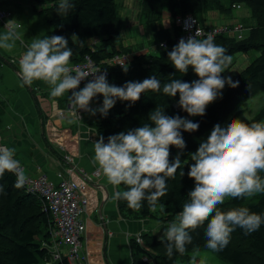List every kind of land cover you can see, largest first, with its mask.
<instances>
[{
  "label": "clouds",
  "instance_id": "clouds-1",
  "mask_svg": "<svg viewBox=\"0 0 264 264\" xmlns=\"http://www.w3.org/2000/svg\"><path fill=\"white\" fill-rule=\"evenodd\" d=\"M75 5L71 0H58L56 12L66 15ZM0 34V49L13 51L16 42L24 44L21 33L10 26ZM187 30V26H186ZM195 35L181 38L167 52L172 66L181 74L191 68L198 79L186 82L170 77L162 83L155 75L143 81H128L122 86L109 83L107 72L99 69L75 70L69 66L73 49L69 40L62 35L34 37L26 45L19 59L20 86H31L42 81L50 89V97L59 98L65 93L69 107L75 113L79 110L107 116L117 100L137 102L147 91L162 92L169 97L179 94L178 106L189 116H204L208 105L222 98V90L227 84L238 87L239 81L222 74L232 64V56L226 49L214 42L212 36L198 39ZM73 44L83 46L76 34ZM127 72V68H124ZM91 76L92 79L88 80ZM87 83L81 88V82ZM103 96L102 106L90 107L97 96ZM150 124L122 131L105 138L100 136L93 142V164L98 166L107 182L117 190L113 194L116 201H126L127 207L137 210L147 201L149 209L156 211L158 199L166 192L167 181L173 179L181 168V154L186 148L182 132H195L200 125L180 115L170 116L164 108L157 107L149 113ZM154 125V126H152ZM181 150L174 160L170 159L171 147ZM192 163L187 176L194 186L186 194L182 210L161 236L168 257L175 252L183 255L187 246L193 243L191 231L205 225V247L213 252L223 251L230 243L231 234L242 229L252 234L264 225V214L251 211L245 206H234L221 210L226 198L244 200L264 194V121L247 122L233 118L221 126L216 124L198 149L190 153ZM12 173L16 179L13 187L20 189L28 177L20 161L15 158V149L0 147V177ZM125 190H119L120 186ZM5 191L0 185V194ZM128 237V233H124ZM191 264H206L204 259L197 261L191 257Z\"/></svg>",
  "mask_w": 264,
  "mask_h": 264
},
{
  "label": "trees",
  "instance_id": "trees-1",
  "mask_svg": "<svg viewBox=\"0 0 264 264\" xmlns=\"http://www.w3.org/2000/svg\"><path fill=\"white\" fill-rule=\"evenodd\" d=\"M32 1L29 0V3L35 10L45 6L40 13L44 15L53 35L68 38L69 47L73 49L71 58L73 62H83L87 55L99 63L103 59L120 53L134 54L133 61L124 67L128 69L127 72L124 68L111 70L108 81L117 86H122L128 81H143L153 75L162 83L167 82L170 77L186 82L198 79L191 68L187 74H181L170 63L167 52L178 42L175 41V36L170 29L165 27L162 12H169L170 20H168L175 30V35H179L180 27L176 24V18L179 15L192 14L204 24L211 12L231 17L233 4L241 3L249 7L250 15L247 16L253 24L246 38L236 40L220 36L214 42L224 47L226 54L231 55L232 59L238 54L253 51H258L260 55L232 77L233 81H239L238 87L227 86L222 98L208 106L204 116H198L193 120L200 125L197 131L182 132L186 142V148L181 154L182 165L175 177L167 181L166 192L158 199L156 211L149 209L147 201H143L142 207L137 210L128 208L126 201H118L121 213L128 218L164 220L167 223L172 221L182 210V204L187 199L186 194L194 186V181L187 176V172L192 163L190 153L195 152L201 143L196 138L203 136L216 124L237 118L240 114L239 107L243 103L252 97L264 94V0H143L141 15L146 18L144 25L152 30L149 46L156 48L141 55H137L136 51L123 45V31L126 26L125 20L119 14L116 0H71L75 7L66 15L57 14L58 0ZM0 25L3 26L1 23ZM73 34H76L80 41L97 39L98 43L92 48L81 47L79 44H73L71 39ZM163 42L166 43L165 48L160 46ZM5 60L11 63L8 59ZM234 65L235 62H232L222 75L225 77ZM96 100L102 104L103 96H97ZM178 100L179 94L173 98L154 91L143 93L135 103L117 100L106 117L99 112L94 115V127L97 129L98 136H103L107 142V137L110 135L134 129L146 123L150 124L148 115L157 107L164 108L165 113L170 116L177 114L181 117L188 116V113L178 106ZM259 121H264V106L250 122ZM170 151L171 160L181 153V150L175 146L171 147ZM259 175L264 178V172H260ZM15 179L16 177L8 172L0 177V185H3L5 189L4 193L0 194V264H39L44 260L46 262V259H50V254L43 249L42 244L50 237V229L53 227L52 217L50 213L44 211L43 203L38 196L28 194L25 187L20 189L13 187ZM120 189L125 190V186L121 185ZM234 206H245L253 212L264 214V194H257L244 200L226 198L224 205L220 208L227 211ZM206 223L191 231L193 243L187 246V251L183 255L193 253L197 249H208L205 247L204 235ZM160 238L144 233L142 244L133 240L132 264H150L151 262L177 264L181 254L174 250L173 256L168 257L166 246L161 243ZM214 253L221 260L231 264H264V225L252 234H245L242 229L237 228L231 234L229 245L223 251ZM145 258L148 261H145ZM54 264L69 263L63 259Z\"/></svg>",
  "mask_w": 264,
  "mask_h": 264
},
{
  "label": "crops",
  "instance_id": "crops-1",
  "mask_svg": "<svg viewBox=\"0 0 264 264\" xmlns=\"http://www.w3.org/2000/svg\"><path fill=\"white\" fill-rule=\"evenodd\" d=\"M3 3L6 6L1 8L12 9L14 20L22 24L17 31L21 33L24 44L17 41L11 52L0 49V144L15 149V158L25 167L26 176L45 175L54 183H59V174L65 179L77 180L82 178L81 169L93 174L98 171V166L92 162L93 142L99 139L94 127L95 116L84 110H79L81 113L77 116H60L59 111L69 109L68 97L71 93L52 98L48 85L42 81H35L31 86H20L19 59L26 45L34 37L53 35L44 15L40 13L42 8L35 10L29 0H0L1 6H4ZM164 18L168 20L166 16ZM230 18L229 24L237 20L235 16ZM221 23H226V20ZM204 24L210 26L216 22L209 23L208 20ZM165 27L175 36L171 24L165 23ZM134 29L135 26L131 27V31ZM5 31V27L0 25V34ZM140 31L142 34L148 32L143 28ZM97 43V39L85 41L82 47L92 48ZM137 47L133 50L137 55L148 52L142 43ZM5 59L11 63L13 59L16 61L11 64ZM74 64L71 59L69 66ZM100 106L95 98L90 105L92 109ZM100 173L96 180L90 182L87 190L89 205L83 215L87 223L86 238L83 239L86 248H82V254L86 256L85 263L93 264L97 260L105 264L103 253L107 251L112 264H131V249L124 233L134 235L147 232V225L157 221L124 216L118 201L113 199L117 189Z\"/></svg>",
  "mask_w": 264,
  "mask_h": 264
},
{
  "label": "built area",
  "instance_id": "built-area-1",
  "mask_svg": "<svg viewBox=\"0 0 264 264\" xmlns=\"http://www.w3.org/2000/svg\"><path fill=\"white\" fill-rule=\"evenodd\" d=\"M234 10H241L242 4L235 3L232 5ZM10 21V26L16 30L22 27V24L14 20V15L11 10L0 9V23L5 27ZM176 24L180 27V34L175 35L176 42L183 38L193 36L196 30H200L198 39L207 38L209 35L215 40L220 36L234 37L236 40L246 38V33L249 32L242 22L234 25H210L206 26L197 17L192 14L179 15L176 18ZM187 26V30H186ZM162 48L166 47V43H161ZM156 48V47H155ZM148 53V52H146ZM134 54H122L113 56L111 58L103 59L101 62H95L90 55L85 57V60L80 63H75L70 66L73 72L77 69L85 71H92L99 69L107 72V79L111 75L112 69H119L126 67L133 61ZM16 60L13 59L12 63ZM92 79L91 76L88 80ZM87 80L82 81L80 87L82 88ZM80 111L75 113L70 109L59 111V115H80ZM0 147H4L0 144ZM25 171V167L21 165ZM82 174L81 179H65L59 174L61 180L59 183H54L49 180L47 176L42 175L38 177H28L24 185L28 194L38 196L42 203L45 212L50 213L52 217L53 227L50 229V237L42 244L43 249H46L50 254V259H46V264H54L56 261H63L66 259L69 264H77L78 261H85L86 256L82 255L83 239L87 232V223L83 217L89 205V198L87 190L90 182L94 181L101 174L95 171L90 174L83 169L80 170ZM136 242L142 244V236L139 234L136 237ZM65 245L68 250L65 253L60 251V247ZM145 261H148L145 258Z\"/></svg>",
  "mask_w": 264,
  "mask_h": 264
},
{
  "label": "rangeland",
  "instance_id": "rangeland-1",
  "mask_svg": "<svg viewBox=\"0 0 264 264\" xmlns=\"http://www.w3.org/2000/svg\"><path fill=\"white\" fill-rule=\"evenodd\" d=\"M3 1V0H2ZM32 1V0H31ZM143 0H116L117 4H118V10H119V14L121 15L122 19L125 20V26L128 27L129 29L123 31V37H124V41H123V45L125 46H131L132 50L137 49V45L139 43L143 44V48H148V52H151L152 50L155 49V47H150L149 46V40L151 38V34H152V30L147 28L144 24H146V18L145 16L141 15V7H142V2ZM33 2V1H32ZM10 5L11 1L9 2ZM241 4V3H240ZM4 6H1L0 4V8L1 7H5L6 5L3 3ZM14 7V6H12ZM45 7V6H44ZM43 6H40V8H44ZM158 9V8H157ZM156 9V10H157ZM233 12L231 17H236V22L235 23H227L228 20H231L230 17L222 15L218 12H211L208 14L207 16V21L209 20L211 22H216L217 25L219 26H226V25H234L236 23L242 22L246 27L251 28L250 26H252V21L251 19L247 16L250 15L249 11V7L242 4V9L241 10H234L232 8ZM215 13V14H212ZM220 14V17L219 15ZM162 16H166L167 19L170 20V14L167 11L162 12ZM178 17V16H177ZM222 17V20H221ZM226 20V23H221L223 20ZM245 19V21H243ZM169 20H164V24L165 23H169ZM220 20V21H219ZM219 22L221 24H219ZM132 24V25H130ZM215 24V25H216ZM48 25V24H47ZM46 25V26H47ZM135 26L136 29L131 31V27ZM209 26V25H207ZM141 28H143L144 30L147 29L148 32L146 34H142L141 33ZM248 35V32L246 33V36ZM230 38H234V37H230ZM236 39V38H235ZM260 55V53L258 51H253L251 53H247V54H238L236 55L233 59L232 62H235L234 67L231 69L230 72H228L225 75V78L231 76V78L236 75L237 73L241 72L243 69H245L255 58H257ZM227 84L225 85V88L222 90V96L224 95L226 88H227ZM220 98H217L213 103H215L217 100H219ZM95 101L99 104L102 105L101 103H99L96 98ZM213 103H211L210 105H212ZM208 105V106H210ZM264 106V94H259L255 97H252L251 99H249L248 101H246L245 103H243L240 107H239V116L237 118L246 120L247 122H250L254 116L256 115V113ZM198 116H185L184 118H187L189 120H194L195 118H197ZM231 119H228L226 122L220 124L221 126L225 125L226 123L230 122ZM212 129H209L203 136L196 138L198 141H204L207 139V137L210 135ZM67 159V158H66ZM68 161V159H67ZM160 210H159V217L161 216L160 214ZM176 219V217L170 221V222H165L164 220H151L153 221H157L156 223H153V225H147V232H137L134 235H129L127 237L128 239V245L131 249V264L133 263V254H132V241L135 240L136 241V237L137 235H141L142 236V240H143V234L144 233H150L153 234L157 237H161L163 235L164 230L167 228V226L173 222ZM145 227V226H144ZM143 227V228H144ZM85 238H86V234H85ZM85 240V239H84ZM82 248H86V242H84V245H82ZM68 250V248L63 245L60 247V251L62 253H65ZM82 253V252H81ZM83 255V254H82ZM103 258H104V263L105 264H112V262L109 259V254L107 253V251H105L103 253ZM195 255L197 257V261H199L200 259H204L206 264H231L229 262L223 261L221 260L213 251H211L210 249H197L195 250L193 253H189L187 255H181L180 257H178L177 260V264H191V257ZM129 256V258H130ZM61 261H56L55 263H58ZM39 264H46L45 260L42 261ZM77 264H86L85 261H78ZM93 264H102V262L99 263V261L94 260ZM150 264H153V262H151Z\"/></svg>",
  "mask_w": 264,
  "mask_h": 264
},
{
  "label": "bare ground",
  "instance_id": "bare-ground-1",
  "mask_svg": "<svg viewBox=\"0 0 264 264\" xmlns=\"http://www.w3.org/2000/svg\"><path fill=\"white\" fill-rule=\"evenodd\" d=\"M119 55V54H118Z\"/></svg>",
  "mask_w": 264,
  "mask_h": 264
}]
</instances>
